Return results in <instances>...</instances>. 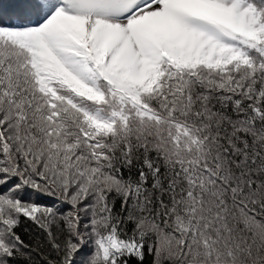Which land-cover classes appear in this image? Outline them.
<instances>
[{
	"label": "snow or ice",
	"instance_id": "snow-or-ice-1",
	"mask_svg": "<svg viewBox=\"0 0 264 264\" xmlns=\"http://www.w3.org/2000/svg\"><path fill=\"white\" fill-rule=\"evenodd\" d=\"M0 264H264V0H0Z\"/></svg>",
	"mask_w": 264,
	"mask_h": 264
}]
</instances>
